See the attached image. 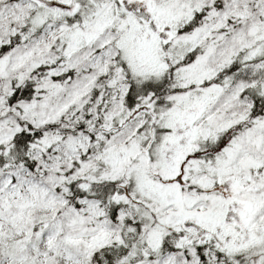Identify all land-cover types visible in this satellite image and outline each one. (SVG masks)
I'll list each match as a JSON object with an SVG mask.
<instances>
[{
  "label": "snow or ice",
  "instance_id": "obj_1",
  "mask_svg": "<svg viewBox=\"0 0 264 264\" xmlns=\"http://www.w3.org/2000/svg\"><path fill=\"white\" fill-rule=\"evenodd\" d=\"M0 264H264V0H0Z\"/></svg>",
  "mask_w": 264,
  "mask_h": 264
}]
</instances>
